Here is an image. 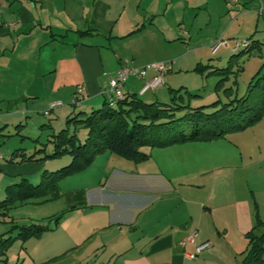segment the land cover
Here are the masks:
<instances>
[{"label":"crops","instance_id":"0c3cea01","mask_svg":"<svg viewBox=\"0 0 264 264\" xmlns=\"http://www.w3.org/2000/svg\"><path fill=\"white\" fill-rule=\"evenodd\" d=\"M179 1L0 0V130L24 126L22 116L50 114L54 103L71 104L78 86L83 88L82 100L74 105L78 113L100 108L108 102L104 87L124 60L136 67L170 63L174 45L182 41V17L171 8ZM170 71L167 67L166 74ZM166 74L161 85L143 93L155 73L129 77L123 92L147 103L164 100L163 85L171 86ZM71 112L62 106L56 117ZM236 133L155 147L143 162L109 152L97 155L90 166L58 182L63 208L75 210L51 232L64 226L59 241L69 245L38 264L70 257L73 251L82 253H72L67 264H239L236 254L246 249L245 234L257 219L264 222V177L250 185L244 159L226 144ZM230 144L240 151L246 146ZM10 167L0 156V175ZM42 168L37 164L33 170L36 178ZM14 183L4 187L0 201ZM5 216L0 213V220ZM192 233L197 234L194 242L183 247ZM205 242L208 248L186 257ZM59 245L55 242L52 250Z\"/></svg>","mask_w":264,"mask_h":264},{"label":"rangeland","instance_id":"374dc122","mask_svg":"<svg viewBox=\"0 0 264 264\" xmlns=\"http://www.w3.org/2000/svg\"><path fill=\"white\" fill-rule=\"evenodd\" d=\"M173 4L172 11L173 8H177L178 15L182 17L179 23L183 29L180 30L181 34L178 36L182 41L174 45L173 56L175 57L170 63H165L171 70L165 73L171 75V86L166 83L163 85L165 88L163 92L167 97L158 101L170 103L168 87L179 89V93L176 94L182 95L184 101L192 107L208 105L216 100L224 103L229 99L241 97L261 66H263L261 73H264V0H180ZM220 41L228 44L218 45ZM250 41L259 42V48L251 55L233 59L232 72L228 74V79L224 80L223 85L217 89L216 83L221 76L209 74V72L214 68L228 65L230 56L235 52L232 50L235 44ZM240 48L241 46L238 47ZM197 64L203 66L202 71L195 69ZM238 68L242 70L237 72ZM226 88H231V93L226 94L224 92ZM62 106L71 108L70 116L78 115L79 119L85 118L92 111L78 114V107L65 102H62ZM61 107H55L50 114L39 112L30 117L22 116L24 126L18 129L15 128L18 124L16 123L0 130V156L11 164V172L0 175V197L3 196V189L6 185L18 182L22 178L34 184L39 182L42 172L37 178L33 174L37 164H41L42 171L47 169L46 167L64 166L63 163L68 160V155L56 159L43 158L52 152V144L48 142L52 133L67 128L69 135L74 133L78 141L82 142L85 139L87 131L81 124H67L65 116V118L56 117V110ZM227 140L229 141L226 144L234 154L244 159V172L248 174L250 185L258 176L264 177V117L256 126L236 133V135H230ZM230 140L243 142L247 149L246 146L241 151L236 149L235 145L230 144ZM11 152L24 153L22 156H25V159L20 155H10ZM246 152L248 153L245 154ZM31 155H34V158L27 160L26 158ZM46 160H49L48 163H45ZM58 192V196L53 200L43 201L41 198H32L20 201L9 210L5 221L0 220V238L1 236L2 238L12 237L3 253H0V264H38L39 261L50 257L47 255H57L54 253H61L67 249L69 244L59 241L65 237L64 226L55 232L47 231L39 236L30 237L25 242L16 239L17 230L12 229L13 226L21 224H46L59 214L65 216L67 212L75 210V208H63L65 206L62 205L63 198H61L59 185ZM55 242L60 245L56 250H52ZM72 253L78 256L82 252L73 251ZM71 254L70 257L63 256L48 264H67L72 259ZM236 257L241 256L238 253ZM240 260L239 258L238 263Z\"/></svg>","mask_w":264,"mask_h":264},{"label":"trees","instance_id":"16d2710c","mask_svg":"<svg viewBox=\"0 0 264 264\" xmlns=\"http://www.w3.org/2000/svg\"><path fill=\"white\" fill-rule=\"evenodd\" d=\"M257 48L259 42H245L244 47L233 50L235 52L230 56L227 66L211 70L209 74L221 76L216 88L221 87L224 80L228 79V74L232 72L233 59L251 55ZM202 68L199 64L195 67L198 71H202ZM262 68L263 66L252 77L241 97L229 99L224 103L216 100L208 105L192 107L184 101L182 95H177L179 89L169 88L170 103H147L136 94H127L115 104L104 102L100 108L92 110L83 119H79L78 115L71 117L68 114L66 123L81 124L87 131L85 139L78 141L74 133L69 135L67 128L52 133L48 139L52 144V152L43 158L55 159L68 155L70 161L53 171L44 170L40 174L39 182L35 184L22 178L19 182L7 186L6 195L0 201V213L7 215V210L16 202L27 199L53 200L58 196L60 180L84 170L97 155L105 152L129 161L143 162L150 157V150L155 147L162 148L189 141L209 142L254 126L264 117ZM241 70L238 68L237 72ZM231 91V88L224 90L226 94ZM18 155L25 159V156H22L24 153ZM33 158L34 155H31L26 159ZM62 217L63 214H59L46 224L15 225L12 228L17 230L15 238L25 242L30 237L52 231ZM262 227L264 228V222L257 219L256 225L245 234L247 245L239 254V264H264V231L256 233V230ZM2 237L0 253H3L8 242L12 240L10 236Z\"/></svg>","mask_w":264,"mask_h":264},{"label":"built area","instance_id":"2783aa9c","mask_svg":"<svg viewBox=\"0 0 264 264\" xmlns=\"http://www.w3.org/2000/svg\"><path fill=\"white\" fill-rule=\"evenodd\" d=\"M1 15H2V8L0 4V16ZM2 24L3 22L0 20V26ZM226 44L227 42L225 41H220L218 43V45H226ZM240 46L244 47L245 42H242L241 44H236L233 50L237 49ZM149 71L150 72L153 71L155 73V76L145 83L140 93H143L144 91L150 88H156L157 86L163 83V75L167 71V65L165 63H150L142 67H136L132 64L131 61L124 60L120 64V67L115 73V75L108 79L104 87V93L106 94L108 101L107 103L115 104L117 101L122 100L125 97V94L123 92V84L127 78L136 77L142 79L143 77L146 76V74ZM82 94H83L82 86L76 87L71 104L77 105L82 100ZM59 105L60 103H54L51 106L56 107ZM196 237H197L196 233L190 234L185 238V240L181 243V245L184 247L187 243H193ZM209 246L210 244L208 242L196 246L194 253H186V257L193 258L195 255H197L199 252L203 251L204 249L208 248Z\"/></svg>","mask_w":264,"mask_h":264}]
</instances>
